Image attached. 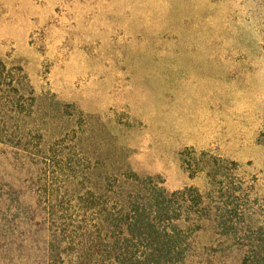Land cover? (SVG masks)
<instances>
[{"label": "rangeland", "instance_id": "374dc122", "mask_svg": "<svg viewBox=\"0 0 264 264\" xmlns=\"http://www.w3.org/2000/svg\"><path fill=\"white\" fill-rule=\"evenodd\" d=\"M5 54L24 63L38 94L127 117L137 174L168 191L202 187L178 153L211 150L255 176L264 199V0H0ZM194 242L216 237L204 228ZM6 243L0 264L32 260L18 245L3 252Z\"/></svg>", "mask_w": 264, "mask_h": 264}, {"label": "trees", "instance_id": "16d2710c", "mask_svg": "<svg viewBox=\"0 0 264 264\" xmlns=\"http://www.w3.org/2000/svg\"><path fill=\"white\" fill-rule=\"evenodd\" d=\"M128 126L120 114H88L38 94L24 63L0 55L3 252L26 248L32 260L20 264H264L255 176L186 147L181 168L203 186L168 191L160 177L131 168ZM204 228L216 243L198 248L194 236Z\"/></svg>", "mask_w": 264, "mask_h": 264}]
</instances>
